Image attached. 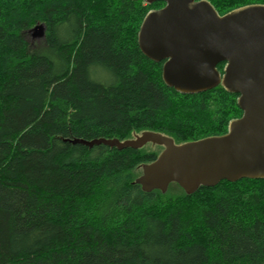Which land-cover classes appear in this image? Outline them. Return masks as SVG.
<instances>
[{"label":"trees","instance_id":"16d2710c","mask_svg":"<svg viewBox=\"0 0 264 264\" xmlns=\"http://www.w3.org/2000/svg\"><path fill=\"white\" fill-rule=\"evenodd\" d=\"M209 1L220 15L264 4ZM164 6L0 0V264H264V179L146 193L138 170L163 147L72 143L153 131L184 144L243 115L221 85L167 86L141 52L140 26Z\"/></svg>","mask_w":264,"mask_h":264},{"label":"water","instance_id":"95a60500","mask_svg":"<svg viewBox=\"0 0 264 264\" xmlns=\"http://www.w3.org/2000/svg\"><path fill=\"white\" fill-rule=\"evenodd\" d=\"M165 6L145 16L138 45L150 60L162 63L165 84L182 94H198L222 86L237 94L243 115L229 123L227 133L176 144L158 132L144 131L133 139H75L89 148L119 150L163 147L142 166L136 179L146 193H167L173 183L187 195L222 181L264 179V4H251L220 15L209 0H144ZM29 32L45 36L38 24ZM224 63L223 74L218 66Z\"/></svg>","mask_w":264,"mask_h":264},{"label":"rangeland","instance_id":"374dc122","mask_svg":"<svg viewBox=\"0 0 264 264\" xmlns=\"http://www.w3.org/2000/svg\"><path fill=\"white\" fill-rule=\"evenodd\" d=\"M27 37H28L29 42L31 43L32 46H35L38 43V41L40 40V38H41V37H38V35L36 33L33 34L31 32H28ZM146 151L149 152V151H152V150L148 147V148H146ZM161 151L162 150H159L158 152L160 153ZM138 171H139V175L142 174V169L141 168Z\"/></svg>","mask_w":264,"mask_h":264},{"label":"flooded vegetation","instance_id":"af4514ba","mask_svg":"<svg viewBox=\"0 0 264 264\" xmlns=\"http://www.w3.org/2000/svg\"><path fill=\"white\" fill-rule=\"evenodd\" d=\"M211 3V2H210ZM212 4V3H211Z\"/></svg>","mask_w":264,"mask_h":264}]
</instances>
